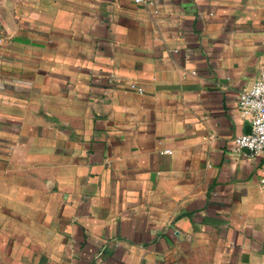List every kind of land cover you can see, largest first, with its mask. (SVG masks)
<instances>
[{
    "label": "crops",
    "instance_id": "0c3cea01",
    "mask_svg": "<svg viewBox=\"0 0 264 264\" xmlns=\"http://www.w3.org/2000/svg\"><path fill=\"white\" fill-rule=\"evenodd\" d=\"M263 64L264 0H0V264H264Z\"/></svg>",
    "mask_w": 264,
    "mask_h": 264
},
{
    "label": "built area",
    "instance_id": "2783aa9c",
    "mask_svg": "<svg viewBox=\"0 0 264 264\" xmlns=\"http://www.w3.org/2000/svg\"><path fill=\"white\" fill-rule=\"evenodd\" d=\"M237 106L248 123V131L233 137V150L251 157L264 149V64L253 83L239 90Z\"/></svg>",
    "mask_w": 264,
    "mask_h": 264
},
{
    "label": "water",
    "instance_id": "95a60500",
    "mask_svg": "<svg viewBox=\"0 0 264 264\" xmlns=\"http://www.w3.org/2000/svg\"><path fill=\"white\" fill-rule=\"evenodd\" d=\"M246 131H248V129Z\"/></svg>",
    "mask_w": 264,
    "mask_h": 264
}]
</instances>
